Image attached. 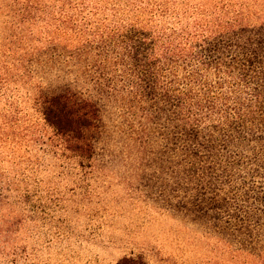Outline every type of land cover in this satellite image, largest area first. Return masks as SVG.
Here are the masks:
<instances>
[{
  "label": "rangeland",
  "instance_id": "374dc122",
  "mask_svg": "<svg viewBox=\"0 0 264 264\" xmlns=\"http://www.w3.org/2000/svg\"><path fill=\"white\" fill-rule=\"evenodd\" d=\"M263 22L264 0H0V264H264V240L190 209L171 122L123 91L151 41ZM54 93L98 109L91 154L44 120Z\"/></svg>",
  "mask_w": 264,
  "mask_h": 264
},
{
  "label": "trees",
  "instance_id": "16d2710c",
  "mask_svg": "<svg viewBox=\"0 0 264 264\" xmlns=\"http://www.w3.org/2000/svg\"><path fill=\"white\" fill-rule=\"evenodd\" d=\"M234 37L185 50L151 41L141 58L129 53L123 91L171 122L178 164L190 175V209L264 240V22ZM42 114L68 149L92 153L100 118L90 100L54 93Z\"/></svg>",
  "mask_w": 264,
  "mask_h": 264
}]
</instances>
